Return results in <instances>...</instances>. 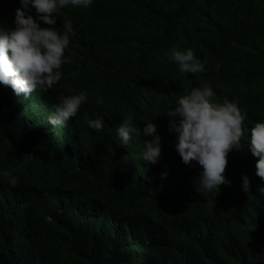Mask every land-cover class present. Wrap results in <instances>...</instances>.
<instances>
[{
  "label": "trees",
  "instance_id": "16d2710c",
  "mask_svg": "<svg viewBox=\"0 0 264 264\" xmlns=\"http://www.w3.org/2000/svg\"><path fill=\"white\" fill-rule=\"evenodd\" d=\"M225 2L229 3L213 15L212 25L227 21L216 17L229 14L230 10L224 7L236 3L250 7L252 18L264 28V0H95L90 8L73 11L75 36L66 50L69 62L62 65L58 91L84 90L88 93L86 102L89 104L82 106L83 114L78 117V122L69 121L66 127H52L44 118L43 99L38 106L39 114L35 111L34 95L29 109L24 100H21L20 108L15 101L11 107L7 102H0V141L3 142V147L0 146V181L5 180V172L26 179L37 176L43 181V188L48 186V193L56 194L65 161L73 162L66 166L68 171L80 167V164L89 167L93 179L77 176L75 185L78 191L69 196L71 201L84 206L82 217L78 223L75 221L77 228L70 226L67 218L71 215L65 206L56 214L62 226L58 242L60 252L50 251L32 230L29 201L14 194L10 214L0 213V264H206L207 255L212 251L206 223L198 213L190 215L183 211L193 198L199 166L194 162L190 165L181 162L174 148V135L165 129L161 132L160 158L156 164L143 162L137 165L136 146L131 147V153L122 149L120 155L109 139L128 115L137 120V112H140V120L156 122L160 115L175 106L174 101L181 96L182 89L191 87L192 83L189 76L181 75L176 64L169 60L167 49L191 47L199 51L203 35L206 36L209 29L210 12ZM116 7L130 21L121 20L116 15ZM10 13V2L0 4L1 16ZM122 33L137 38L143 46L144 60L137 75H97L93 72L94 76H89L83 73L79 60L97 59L115 44ZM260 47H264V39L247 48L256 50ZM216 54L217 63L224 62L221 55ZM256 61L264 64V51ZM6 93L7 87L2 90L3 95ZM242 95L247 98L249 93ZM48 103L47 111L52 109L53 99ZM97 115H104L106 120L100 133L87 126V119ZM12 118L17 121L15 125L9 121ZM9 142L12 147L2 152ZM90 150L91 162L97 158V164L110 168L116 184L104 181L95 166H87L84 156ZM161 173L166 176L161 178ZM97 181L107 189V197L115 194L117 203L131 202L133 193H136L147 214L125 223L121 220L98 222L99 213L89 202V197L96 200L92 192ZM48 214L52 215L51 212ZM252 218L260 224L259 227L251 228L249 233L234 229L236 236L226 240L234 262L242 260L238 242L245 239L251 242L252 257L247 263L264 264V248L260 249L258 243V239L264 237L261 226L264 212L262 215L252 213ZM96 221L98 224L118 225L128 236L117 244L116 255L113 234L106 240H101L103 235L94 234L92 237L98 244L86 241L85 227Z\"/></svg>",
  "mask_w": 264,
  "mask_h": 264
},
{
  "label": "clouds",
  "instance_id": "9594fccd",
  "mask_svg": "<svg viewBox=\"0 0 264 264\" xmlns=\"http://www.w3.org/2000/svg\"><path fill=\"white\" fill-rule=\"evenodd\" d=\"M94 1L0 0V4L10 2L13 13L11 29H7L9 15L6 17L0 15V86L4 88L11 86L12 101L19 94L22 95L21 100H24L30 94L33 96V92L37 90L42 95L49 90L58 95L57 103L49 110L47 117V122L52 127H66L69 121L78 119L77 112L88 98L84 90L79 92L56 90L62 78V65L69 62L66 50L70 38L75 36L74 15L68 16L72 23L65 20L60 24L57 13L61 9L67 11L69 6L74 10L88 9ZM18 2L20 7L15 10ZM226 3L229 2L216 5L210 12L206 40L211 39L213 15ZM224 8L230 10V13L216 17L227 20L216 24L220 31L216 43L217 53L224 62L217 63L216 59L201 60V49L199 51L191 47L170 49L166 55L176 64L181 75L189 76L191 87L184 95L181 91L182 96L175 100V106L160 115L156 122L144 119L138 126L137 120L128 115L116 128V134L112 138L116 141L113 144L116 150L118 149L116 144L120 141L123 151H126L128 145L131 147L137 145L139 136L141 143L139 159L147 165L156 164L160 158L162 130L172 132L176 142L174 148L181 162L185 165L194 162L199 166L195 187L204 192H212L211 199H196L194 196L192 198L193 203L203 208L198 214L203 217L206 226L211 224L214 228L212 230L206 227L212 249L207 255L206 264H248L252 257L251 242L239 240V257L242 260L237 263L231 260L228 252L230 246L226 244V240L236 236L234 228L229 223L231 212L234 210L233 205L238 204V210L242 212H255L258 211L256 203L264 202L257 199V195H260L264 200V64H258L256 61L264 47L256 50L247 48L264 39V28L252 18L250 7L231 3ZM116 15L123 21H130L118 7ZM41 22L44 24L43 27L40 26ZM143 60L144 49L139 40L122 33L115 44L97 59L89 62L79 60V63L82 72L89 76H94L93 72L97 75L110 73L136 76ZM254 85H257L256 89ZM244 93H249V96L244 98L242 96ZM230 94H238L234 102L229 101ZM4 95L7 96L8 93ZM2 101L6 103L5 99L0 98V102ZM103 117L104 115H97L88 118V128L95 130L96 133L102 132L106 121ZM9 121L14 125L17 123L13 118ZM0 146L3 147L1 141ZM11 147L12 143L9 142L2 152ZM248 151L251 153L253 165L249 164ZM91 152L92 150L84 156L87 166H95L97 174L104 181L116 184L110 168L97 164V158L91 162L89 158ZM95 154L98 156L96 150ZM72 164L73 162H64L56 194L48 193L43 188V181L37 176L26 179L5 172V180L0 181V213L10 214V202L14 194L24 197L30 203L32 230L43 239L49 250L54 252H60L58 242L62 226L56 219V214L60 212L58 210L65 206L71 215V218H67L68 222L72 220V226L74 225L72 228H77L75 221L78 223V219L82 217L84 206L80 202L71 201L69 196L73 189H77L75 185L77 176L87 180L93 179L90 168L81 164L80 167L68 171L66 166ZM240 170L243 176L239 178ZM230 173L235 178L233 186L229 181ZM165 176L166 173H161V178ZM243 192L249 195L248 199L241 196ZM107 193V189L97 181L92 192L96 200L93 201L89 197L91 207L99 213L98 222L121 220L125 223L147 214L146 209L140 205L136 193H133L132 201L128 203H117L115 194L107 197L109 195ZM192 193L194 195L196 191ZM223 195H226L227 203L220 205L219 200ZM44 208H47V211H44ZM216 209L219 210L220 218H209L207 221L204 218L205 213ZM249 220L251 228L260 226L255 218ZM97 221L90 227H85L83 235L86 241L98 244L99 242L92 237L94 234L103 235L101 240H106L108 235L113 234L116 255L117 244L128 236L120 231L122 227L118 225L98 224ZM98 225L101 226L97 227ZM261 226L264 230V218ZM258 243L259 248L263 250L264 237H260ZM159 256H162V252Z\"/></svg>",
  "mask_w": 264,
  "mask_h": 264
},
{
  "label": "bare ground",
  "instance_id": "6f19581e",
  "mask_svg": "<svg viewBox=\"0 0 264 264\" xmlns=\"http://www.w3.org/2000/svg\"><path fill=\"white\" fill-rule=\"evenodd\" d=\"M18 7H20L19 2L17 3L15 10ZM73 11H74V9L71 6L67 7V11H65L64 9H61L57 13L58 14V18H59V23L63 24V22L65 20H70L71 23H72L71 18L68 17V16L73 14ZM29 12H30V10H29ZM29 12H28V14H29ZM12 15H13V13H10L9 16H8V28L7 29H11V27H12V22H13L12 21ZM67 17H68V19H66ZM43 25H44L43 22H41L40 26L43 27ZM219 33H220L219 28H217L216 25H212V27H211V39H210V41L205 39V33H204V35H203V39L204 40L202 41V44H201V60L211 61V60H213V59H215L217 57L216 53L218 51V48H217V44L216 43L218 41L217 39L219 37ZM222 38H223V36L220 37V39H222ZM71 40H72V38H70V42H71ZM167 52H169L168 49H167ZM58 83H60V82H58ZM3 88H4V86H0V98L1 99H5V101L9 104V107H11L12 106V99H13L12 94L10 93L11 86H7V90H8V95L7 96L2 94ZM189 88H190V86H185L182 89V95L186 94L187 93V89H189ZM56 90H58V89H56ZM33 94H34L33 101H34V104H35V111L38 114H39L38 106L41 105L40 100L43 99V101H44L43 104L45 106L44 118H45V121H47V117L49 116V111H47V107H49L48 100L49 99H53V105H54V104L57 103L58 95L54 94L53 92L51 93L50 90L48 92H45L43 97H41L42 94H39V90L34 91ZM51 94H54V95H51ZM21 96L22 95L19 94V95H17L14 98V101H15V104L17 105V108H20V106L22 104L21 103V99H22ZM242 96L244 98H246V96H244V95H242ZM228 98H229V101L234 102L236 96L233 97V95L230 94ZM30 99H31V94L28 97L24 98L25 106L28 109H29V106L31 104L30 103ZM176 99H178V98H176ZM87 104H89V102H85V105H87ZM174 105H175V101H174ZM138 107H139V102L137 103V108ZM82 112H83V107H81L80 110H78V112H77L78 116L81 117L82 114H83ZM140 119H141V113L137 112V125L138 126L141 125V120ZM73 121L74 122H78V119H74ZM120 123H121V121H120ZM74 127H76V123H75ZM109 142L113 143V144L116 143L115 139L112 138V137L109 139ZM116 145L118 147L117 152L121 155L123 148H122V145L120 144V141ZM140 146H141V143H140V140H139V136H137V145H136V151H137L136 152V161L138 162L137 165H142V163H143L141 160H139V153L141 152V147ZM127 147H128V150L131 153V145H128ZM92 150H95V149L93 148ZM248 154H249V164L253 165V161H251V153L249 151H248ZM242 176L243 175L241 174V170H240L239 171V178L242 177ZM234 179H235L234 176L232 175V173H230L229 181L231 183V186H233ZM47 187L48 186L45 185L44 189L48 190ZM240 187H241V185H240ZM77 191H78L77 189H73L71 192L76 193ZM193 191H196V194L193 195L196 199H204V198L205 199H211L212 192H204L199 187H195V184L193 186ZM241 196L244 199H248L249 198V195L247 193H244V192L241 194ZM257 199H259V201H264V200H262V197L260 195H257ZM226 203H227L226 195L221 196V198L219 200V204L220 205H224ZM238 206H239L238 204H234L233 205V209L234 210L231 212L229 223L234 229H238L240 231H244V232L249 233V231L251 230V227H250L251 222H250L249 219L252 218V213H257V214L262 215V213L264 211V202L256 203L255 206L257 207L258 211H255V212H242V210H238L239 209ZM201 209H203V208H201L198 204H195V202L193 203L192 200H191L189 203H187V205L185 206L183 211L189 212L190 214H194V213H198V211H200ZM204 218H206L207 221L210 220L209 218H220L219 210L216 209L213 212H211V211L206 212ZM69 223H71V227H74V225L72 226V223H73L72 220ZM206 227H209L212 230H214V228H213V226L211 224H208ZM108 258H109V261H110L109 254H108Z\"/></svg>",
  "mask_w": 264,
  "mask_h": 264
},
{
  "label": "water",
  "instance_id": "95a60500",
  "mask_svg": "<svg viewBox=\"0 0 264 264\" xmlns=\"http://www.w3.org/2000/svg\"><path fill=\"white\" fill-rule=\"evenodd\" d=\"M31 97H32V95H31Z\"/></svg>",
  "mask_w": 264,
  "mask_h": 264
},
{
  "label": "rangeland",
  "instance_id": "374dc122",
  "mask_svg": "<svg viewBox=\"0 0 264 264\" xmlns=\"http://www.w3.org/2000/svg\"><path fill=\"white\" fill-rule=\"evenodd\" d=\"M111 260V259H110Z\"/></svg>",
  "mask_w": 264,
  "mask_h": 264
}]
</instances>
